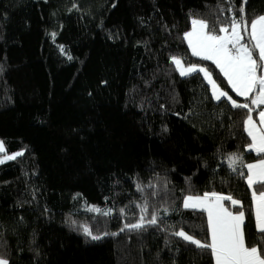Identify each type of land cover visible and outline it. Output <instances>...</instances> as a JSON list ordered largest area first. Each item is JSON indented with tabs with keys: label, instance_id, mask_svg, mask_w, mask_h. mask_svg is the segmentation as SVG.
<instances>
[{
	"label": "trees",
	"instance_id": "obj_1",
	"mask_svg": "<svg viewBox=\"0 0 264 264\" xmlns=\"http://www.w3.org/2000/svg\"><path fill=\"white\" fill-rule=\"evenodd\" d=\"M260 15L264 0H0V140L22 153L0 163V258L214 264L174 234L210 243L206 212L183 206L206 192L240 201L224 204L245 212L246 244L259 246L247 169L229 167L232 154L244 165L263 157L247 148L248 109L213 99L203 74L181 76L172 57L248 102L183 36L192 19L221 35L233 17ZM145 204L144 227L121 231Z\"/></svg>",
	"mask_w": 264,
	"mask_h": 264
},
{
	"label": "snow or ice",
	"instance_id": "obj_2",
	"mask_svg": "<svg viewBox=\"0 0 264 264\" xmlns=\"http://www.w3.org/2000/svg\"><path fill=\"white\" fill-rule=\"evenodd\" d=\"M240 12H244L243 7ZM219 33H223V35L217 34L213 28H210L206 20L192 19L191 31L185 32L183 39L187 41L192 56L211 61L216 65L237 96L244 97L246 100L251 98V104L257 107L264 105V74H257L258 69L264 71V15L251 20L247 25L243 22V16L239 20L233 17L229 24L219 28ZM245 36L249 40L247 44L242 43ZM257 52L258 59L254 58ZM172 63L181 76L203 73L204 79L211 85L213 99L219 101L221 98H226L233 108L248 109V116L243 121L244 131L251 141L247 148L259 156H264V110L259 111V124H257L253 119V109L249 104L237 103L227 92L222 91L206 68L198 67L196 64L186 67L177 57H172ZM4 152L3 142H0V153ZM18 155H22V153L11 156L5 155L4 159H15ZM229 161V167H233L239 161L248 170L246 182L248 188L252 189L255 227L260 234L259 246L246 244L245 212L241 210L234 213L224 204V201H229L232 206H237L240 205V201L231 195H221L216 192H206L203 196L188 195L184 197L183 201L185 208L206 212L207 233L210 236V243L201 242L183 230L174 234L197 248L210 249L215 264H264V158L255 163L244 165L242 156L232 154ZM0 163H3V160H0ZM233 170L235 169L233 168ZM240 175L244 176L245 174L240 173ZM257 185H259V189L256 188ZM137 188L142 190L139 185ZM90 210L104 216L110 215L111 211H101L98 208H91ZM120 211L123 213L124 209ZM140 212L139 221L133 224H125L121 231L143 228L145 215L148 212L146 204L140 206ZM147 223L149 225L157 224V215L153 213ZM83 231L93 240L101 238L92 235L88 227H84ZM0 264H8V261L0 258Z\"/></svg>",
	"mask_w": 264,
	"mask_h": 264
},
{
	"label": "crops",
	"instance_id": "obj_3",
	"mask_svg": "<svg viewBox=\"0 0 264 264\" xmlns=\"http://www.w3.org/2000/svg\"><path fill=\"white\" fill-rule=\"evenodd\" d=\"M221 35H223V33L221 34ZM248 43H249V40H248ZM188 44V43H187ZM257 54H258V52H257ZM203 74V73H202ZM261 74H264V71H262V70H260V69H258V75H261ZM210 90H211V87H210ZM235 93V92H234ZM230 96V95H229ZM250 97H251V94H250ZM244 98V97H243ZM233 99V98H232ZM234 100V99H233ZM245 103H248L249 104V106L253 109V111H252V116H253V119H254V121L257 123V124H259V119H258V114H259V111H261V110H264V105H261V106H259V107H257V106H255V105H252L251 104V98H249L248 99V102H245ZM254 152V151H253ZM255 154H257L256 152H254ZM262 158H264V156L262 157ZM261 159V158H260ZM259 160V159H258ZM257 160H255V161H252V162H250V163H255ZM247 169V168H246ZM248 171V170H247ZM200 196H203V194L202 195H200ZM253 212H254V210H253ZM234 213H236V212H234ZM255 217V216H254ZM214 264H215V261H214Z\"/></svg>",
	"mask_w": 264,
	"mask_h": 264
},
{
	"label": "rangeland",
	"instance_id": "obj_4",
	"mask_svg": "<svg viewBox=\"0 0 264 264\" xmlns=\"http://www.w3.org/2000/svg\"><path fill=\"white\" fill-rule=\"evenodd\" d=\"M188 31H191V27H190V29L188 30ZM242 43H248V41L247 40H243L242 41ZM191 50V49H190ZM254 58H256L255 56H254ZM186 67L187 66H191V65H185ZM198 66V65H197ZM198 67H202V66H198ZM204 68V67H203ZM257 74H258V71H257ZM212 75V74H211ZM212 78H213V75H212ZM213 80H214V78H213ZM216 81V80H215ZM206 82H207V80H206ZM208 83V82H207ZM217 83V82H216ZM217 85L219 86V84L217 83ZM210 87H211V85H209ZM220 87V86H219ZM230 87V86H229ZM231 88V87H230ZM220 89L222 90V91H225V92H227L225 89H223V88H221L220 87ZM211 93H212V89H211ZM228 93V92H227ZM228 95H229V93H228ZM0 142H2L1 140H0ZM16 154V153H15ZM5 155H8V156H11V155H14V153L13 154H8V153H0V160H3V162L4 161H6V160H8V159H4V157H5ZM222 195V194H221ZM194 196V195H193ZM196 196H200V195H196ZM184 201V200H183Z\"/></svg>",
	"mask_w": 264,
	"mask_h": 264
}]
</instances>
